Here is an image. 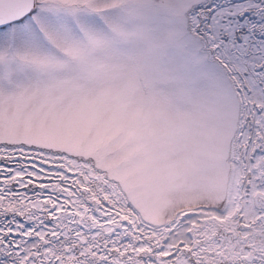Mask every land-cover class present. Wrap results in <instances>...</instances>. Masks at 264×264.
<instances>
[{
    "label": "snow or ice",
    "instance_id": "obj_1",
    "mask_svg": "<svg viewBox=\"0 0 264 264\" xmlns=\"http://www.w3.org/2000/svg\"><path fill=\"white\" fill-rule=\"evenodd\" d=\"M0 264H264V0H0Z\"/></svg>",
    "mask_w": 264,
    "mask_h": 264
}]
</instances>
